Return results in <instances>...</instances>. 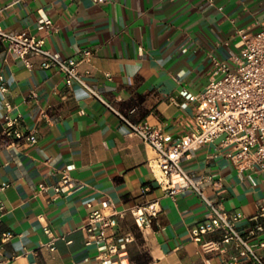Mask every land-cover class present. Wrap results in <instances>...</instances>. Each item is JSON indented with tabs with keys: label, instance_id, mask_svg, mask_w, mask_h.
<instances>
[{
	"label": "crops",
	"instance_id": "1",
	"mask_svg": "<svg viewBox=\"0 0 264 264\" xmlns=\"http://www.w3.org/2000/svg\"><path fill=\"white\" fill-rule=\"evenodd\" d=\"M41 19L52 21L51 31L40 29ZM0 28L44 38L63 58L80 61L91 51L80 65L91 73L89 84L133 122L162 128L173 144L188 132V95L205 89L214 60L239 55L241 31L264 29V0H0ZM7 46L0 41L7 87L0 92V264H104L96 246L85 245L83 227L94 211L120 213L109 235L130 237L112 264H255L224 243L221 231L203 238L217 250L194 241L191 230L208 209L190 189L167 194L153 165L156 152L82 86H68L39 56L27 65ZM6 116L37 142L6 137ZM219 145L194 151L183 167L221 182L208 184L207 195L243 215L237 228L264 260V176L252 185L217 157ZM65 174L71 184L57 193ZM153 203L157 217L139 227L131 209Z\"/></svg>",
	"mask_w": 264,
	"mask_h": 264
},
{
	"label": "built area",
	"instance_id": "2",
	"mask_svg": "<svg viewBox=\"0 0 264 264\" xmlns=\"http://www.w3.org/2000/svg\"><path fill=\"white\" fill-rule=\"evenodd\" d=\"M105 0H96L102 3ZM52 21L41 19L40 29L51 31ZM241 40L238 44L240 53L231 61L215 59L209 82L205 89L198 94L188 95L189 104L193 106V119L187 124L188 132L168 144L164 131L158 126L147 123H135L128 116L115 110L108 104L96 87L88 82L90 71L82 72L80 65L92 58L91 51H83L80 61L73 58H63L49 51L45 46V39L28 33H13L0 28V41L8 44L7 53L21 58L30 65L31 56L43 59L44 68L54 67L64 77L68 86L78 84L96 97L130 128L131 133L150 146L157 154L154 167L160 171V185L165 187L167 194L175 197L180 192L192 190L207 207V219L197 228L191 230L194 241L203 243L204 236L218 231L223 233L224 243H235L241 257L251 259L255 264H264L258 249L253 246L248 237H244L237 228L242 219L241 213H229L222 202L210 198L207 185L221 186L220 181H214L209 176H194L183 167V161L194 151L203 146L220 142L218 156L230 160L239 172L246 173V177L256 185L255 176H264V29L257 32H240ZM0 92L5 93L7 87L0 78ZM7 129L5 136L30 144L37 142L35 135H25L22 131L12 129L19 123L18 119L6 116ZM71 184L68 174L55 187L57 193ZM41 190L47 187L41 186ZM109 208L110 203H103ZM3 208V207H1ZM264 215V207L261 208ZM139 227L150 226L152 218L157 217L159 209L156 203L136 206L131 209ZM120 213L114 212L107 216L102 211L92 212L90 219L83 227L85 245L96 246L98 259L104 264H112V258L125 249L130 242L129 236L114 238L109 231L117 225ZM263 225H258L262 231ZM48 233H50L48 231ZM11 235H5L4 240ZM206 250L214 251L218 248L215 243L202 244ZM0 254L2 248L0 247ZM233 263L236 264L237 259Z\"/></svg>",
	"mask_w": 264,
	"mask_h": 264
}]
</instances>
